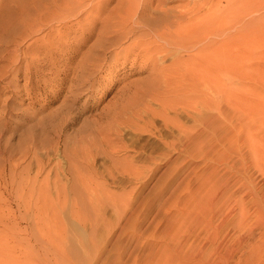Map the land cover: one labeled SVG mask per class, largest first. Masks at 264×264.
<instances>
[{
    "label": "rangeland",
    "instance_id": "374dc122",
    "mask_svg": "<svg viewBox=\"0 0 264 264\" xmlns=\"http://www.w3.org/2000/svg\"><path fill=\"white\" fill-rule=\"evenodd\" d=\"M32 1L0 0V264H264V0H163L223 32L216 87L174 74L198 46L114 61L135 35L83 67L120 0L7 43Z\"/></svg>",
    "mask_w": 264,
    "mask_h": 264
},
{
    "label": "bare ground",
    "instance_id": "6f19581e",
    "mask_svg": "<svg viewBox=\"0 0 264 264\" xmlns=\"http://www.w3.org/2000/svg\"><path fill=\"white\" fill-rule=\"evenodd\" d=\"M27 1H29V0H27ZM106 1H109V0H106ZM30 2H31V0H30ZM99 2L100 3H98V5H100V7L96 11L97 12L96 17L93 18V16H90V11H89V10L95 9L94 5L91 4L92 3L91 0H33L32 1V4L34 5L33 10L26 12L25 16L23 17L24 18L23 20L25 22L24 25H26L25 31L23 30V32H21L19 30L20 26L18 28H17V26H14V25H17V23H16L13 25V27L16 30H19V32L18 31L16 32L15 30H9L10 34H11V31H12V34H14V31H15L16 35H14V36L9 35V36H12V38H13V39H11V40H13L12 42H11V40H9L10 39V38H8L9 36L6 37V38H8V40L7 39H5V40L7 43H11V44L13 43L15 45H18L17 41L19 40V38L22 37L23 35H26L30 31V29H28V28L30 26L34 27V25L36 24V22L38 20L39 21H46L51 16L56 15V16H60L61 20L65 19L66 22L67 21L69 22V21H71L70 19H72L73 17L76 18V17L80 16V14H81L80 12L83 10V12L86 11V13H82V15L85 14V16L87 18L92 17L95 22L97 21V19H100V20L102 19L100 22H102L104 29L106 28L105 30L101 29L102 31L99 32L97 42L90 49L89 55L87 54L88 56H87L86 60H84L86 63H85V65L84 64L82 65L83 67H85V66L86 67L87 66H93V67L98 66L99 67V65L102 64L99 61L100 60L104 61L105 59H107L106 54L108 53V51H110V49H112V48L116 49V47H120V42L122 39L134 37L133 35H135L136 37H135V39L133 38V42L131 45H129V47L128 46L124 47L122 50L118 51L116 54H113V57H111V58H113L114 61L116 59H118V57H120V54H122L124 56V58H126L128 60L133 55L138 57V56H140V54H142L143 57L150 58L148 60L152 59V60L156 61V58L153 57L155 55V53H161L162 52V53L167 54L169 51V47H178V49L186 51L190 48H194V47L198 46L199 49H198V53H197L196 57L189 58V59L186 58V61H184V60L177 61L178 63H176L177 67L174 69V74L176 76H178L179 78L185 79V80H186V77H188L189 80L191 79V81H193V82L198 80V79L199 80L204 79V78L206 79V77H207L208 80H209V78L211 80V82L210 81H208V82H210V84L212 83L213 86L215 85L214 87H216L215 82L217 81V79L215 77H212V76L214 74V71L219 70V66L217 64L218 63L217 60H219V58L217 57V54L219 53L221 45H220V41H216L215 38H219L220 36H222L223 32H221V31L218 32L215 29L216 27L211 26L212 23L211 24L210 23L205 24V22L204 23L202 22V24L201 23L199 24V23H195V22L194 23L189 22L188 25H186V24L183 25V23L186 21V19L189 15H192V14L194 15L195 13L199 12L200 8L196 7V5L198 6V3H196V1L194 2V8L191 9L190 8L191 6L189 7L190 10L185 8L184 12L183 11L180 13L178 12L179 15L175 14L176 16H174V18H171L168 15V11L163 6V0H120L117 2L115 7L113 8V10H111L109 12V14L106 15L107 17H105L104 19L99 18V14H101L103 12V9L101 7H103L102 5H103L104 1L103 2L99 1ZM26 11H28V10H26ZM192 18H195V16H191L189 18L190 19L189 21H192ZM30 22H32V23H30ZM213 24L215 25V22ZM65 26H68L67 23ZM103 26H102V28H103ZM14 28H12V29H14ZM141 28H142V30H140ZM0 29H1V27H0ZM136 33H139V34L136 35ZM5 35H7V34H5ZM5 35H3V36L5 37ZM150 36L154 37L157 40V43L155 42V40H151L152 37H150ZM0 41H4V39L0 38ZM158 41L160 43H158ZM161 42L164 44H161ZM47 47H49V46H47ZM51 47H53V46H50V48ZM50 48H49V50H50ZM7 50H8V48H7ZM223 51H224V49H223ZM229 54H231V53H229ZM226 56H228V55H226ZM231 61H233V60H231ZM151 64H152V62H151ZM221 65H222V63H221ZM156 68L154 65L153 70H155ZM158 70H157V72H158ZM161 70H162V68H161ZM161 72H159V73L162 74ZM210 73H212V75ZM165 74L166 73H163L164 76H165ZM169 75H171V74H169ZM214 76H215V74H214ZM167 77H169V76H167ZM172 77H174V76H172ZM211 77H212V79H211ZM188 78H187V80H188ZM77 79L78 78H76V80ZM198 82H200V81H198ZM79 84H81V83L79 82ZM74 85H75V83H74ZM191 85H193V84H191ZM216 90L218 91L219 88ZM227 101L229 103L235 104L234 100H232V99H229ZM248 102H250V101H246L245 103H248ZM239 104H240V102H239ZM239 104H237V105H239ZM1 137H3V136L1 135ZM15 162H16V160H15ZM13 166H15V165L13 164ZM0 167H2V165ZM10 167L11 166L9 165V168ZM39 167H40V165H39ZM40 168H42V167H40ZM4 169L5 168H3V170ZM0 172H2V171H0ZM33 181H35V180L33 179ZM27 183H29V182H27ZM29 184H27L28 186H25V187H28V190L24 191V194L21 197V202L23 204H25L26 207L31 211V210H33V204H34L33 202L35 200V195H36L34 190H36V189L34 188V186H35L34 182H32V184H33L32 186ZM24 185H25V183H24ZM42 192L43 191L40 190V192H37V193L41 194ZM40 211L41 210H39L38 213H36L35 216L33 217V219L35 220V223H34L36 226V227L34 226L35 229L38 228V226H39L38 223L42 222L41 220L44 217V216H42L43 212H41V214H39ZM45 211L48 212L47 210H45ZM75 215L77 216L76 212H75ZM47 216H49L48 213H47ZM0 223L7 224L2 219H0ZM42 224H44V223H42ZM46 224H47V222H46ZM48 226H49V224H48ZM19 232H20L19 229H12V236L10 238L13 239V241L15 243H17L18 240L20 239L18 237ZM32 236L35 237V240H36L39 248L40 249L43 248L41 246L40 242L38 243L39 238L36 237V235L33 233H32ZM44 248H48V245L45 244ZM5 251H6V248H4V245L0 244V255L6 253Z\"/></svg>",
    "mask_w": 264,
    "mask_h": 264
}]
</instances>
